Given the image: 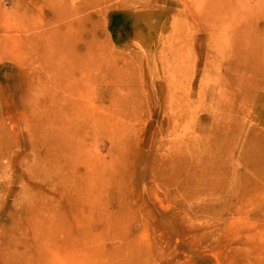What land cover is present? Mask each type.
Returning a JSON list of instances; mask_svg holds the SVG:
<instances>
[{
	"label": "rangeland",
	"instance_id": "374dc122",
	"mask_svg": "<svg viewBox=\"0 0 264 264\" xmlns=\"http://www.w3.org/2000/svg\"><path fill=\"white\" fill-rule=\"evenodd\" d=\"M0 264H264V0H0Z\"/></svg>",
	"mask_w": 264,
	"mask_h": 264
},
{
	"label": "bare ground",
	"instance_id": "6f19581e",
	"mask_svg": "<svg viewBox=\"0 0 264 264\" xmlns=\"http://www.w3.org/2000/svg\"><path fill=\"white\" fill-rule=\"evenodd\" d=\"M66 1H70V0H66ZM83 20H85L83 18ZM4 252H5V259L8 260V259H13L14 258V251L13 249L11 248V246L7 245L4 249ZM27 259H29L28 257H26Z\"/></svg>",
	"mask_w": 264,
	"mask_h": 264
}]
</instances>
